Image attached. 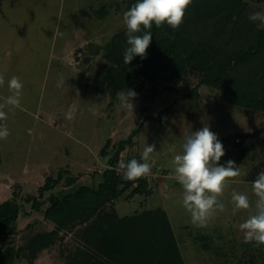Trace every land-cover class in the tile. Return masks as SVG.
I'll return each mask as SVG.
<instances>
[{"label":"rangeland","instance_id":"1","mask_svg":"<svg viewBox=\"0 0 264 264\" xmlns=\"http://www.w3.org/2000/svg\"><path fill=\"white\" fill-rule=\"evenodd\" d=\"M242 1L250 13L264 11V0ZM131 6L132 0H0V75L5 79L0 104L11 94L7 81L13 75L23 83L20 106H5L7 120L0 121L10 133L0 139V203L12 198L22 207L17 232L6 244L18 248L34 233L53 229L55 224L44 216L51 194L63 195L84 184L97 187L118 143L140 127L119 161H141L143 149L154 144L147 176L150 192L122 193L112 204L118 214L162 207L184 264H264V245L245 243L237 227L255 212L251 185L264 161V111L226 101L220 90L200 83L199 72H188L178 82L136 78L127 88L137 93L133 113L121 108L116 96L120 90L107 85L112 61L105 53L126 30L123 13ZM195 86L197 93L191 95ZM69 108L71 120L65 118ZM204 126L220 141L227 138L219 163L233 160L240 175L230 178L219 197L225 210L197 227L182 207L183 189L171 161L182 154L185 137ZM240 133H250L243 157L234 144ZM108 141L107 153H102ZM69 175L77 178L74 185L66 183ZM50 176L61 178L44 190ZM233 190L249 196V210L232 214ZM35 199L42 203L39 209ZM82 227L63 230L34 264H67L84 245ZM13 264L31 263L18 257Z\"/></svg>","mask_w":264,"mask_h":264},{"label":"trees","instance_id":"2","mask_svg":"<svg viewBox=\"0 0 264 264\" xmlns=\"http://www.w3.org/2000/svg\"><path fill=\"white\" fill-rule=\"evenodd\" d=\"M135 3L137 0H132V6ZM249 13L242 0H193L179 28L166 23L158 28L153 23L147 57L136 56L130 64L123 60L128 47L126 29L105 53L112 61L106 73L107 85L117 92L143 76L156 83L173 78L178 82L188 72H199L200 83L220 90L226 101L264 111V28L250 21ZM97 14L104 15L101 11ZM197 90L195 86L190 94ZM139 131L140 127L134 129L129 138L118 143L97 187L84 184L63 195L51 194L44 216L54 228L34 233L18 248L5 241L17 232L21 204L12 198L1 202L0 240L4 242L0 245V264H13L18 257L34 264L39 252L55 243L63 230L79 225L83 226L79 235L84 245L77 247L67 264H184L171 221L162 207L123 217L112 207L125 191L131 195L150 192L147 177L126 181L117 169L121 152ZM248 136L250 133H240L241 138L234 143L240 148V157L248 150L243 146ZM109 144L102 153H107ZM262 171L264 161L254 178ZM60 178L50 176L43 189L52 188ZM66 180L69 185L77 182L72 175ZM41 205L34 200L35 208Z\"/></svg>","mask_w":264,"mask_h":264},{"label":"clouds","instance_id":"3","mask_svg":"<svg viewBox=\"0 0 264 264\" xmlns=\"http://www.w3.org/2000/svg\"><path fill=\"white\" fill-rule=\"evenodd\" d=\"M192 3L193 0H137V3L123 13L128 45L123 56L124 63L130 64L136 56L145 59L153 39L150 31L153 23L158 28L165 23L173 29L179 28ZM248 19L258 21L259 27L264 28V11L249 13ZM4 84V76L0 75V86ZM7 87L11 94L5 98L4 104H0V121L5 122L7 113L3 109L5 106H20L23 83L18 76L13 75L7 81ZM116 96L119 106L133 113V100L137 93L126 89L118 91ZM65 118L73 119L71 108ZM9 134L7 124H0V139H6ZM154 151V144L147 145L141 154L143 162L135 158L127 163L119 162L117 169L122 172V178L135 181L151 175L152 164L149 161ZM224 155L225 149L217 134L204 126L188 134L182 146V154H176L172 158L175 179L183 189L182 207L190 214L191 222L197 227H205L217 211L225 210L219 197L228 187L230 178L240 175L239 167L233 160H228L226 164L219 163ZM251 187L256 197L255 212L237 227L243 233L245 243L254 241L256 246H261L264 245V171L257 175ZM231 203L233 215L252 207L249 196L235 190L231 193Z\"/></svg>","mask_w":264,"mask_h":264}]
</instances>
